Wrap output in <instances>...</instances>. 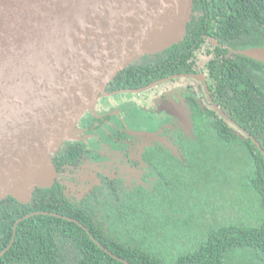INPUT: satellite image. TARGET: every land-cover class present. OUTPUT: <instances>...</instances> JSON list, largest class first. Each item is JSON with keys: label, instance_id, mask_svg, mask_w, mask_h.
I'll use <instances>...</instances> for the list:
<instances>
[{"label": "trees", "instance_id": "16d2710c", "mask_svg": "<svg viewBox=\"0 0 264 264\" xmlns=\"http://www.w3.org/2000/svg\"><path fill=\"white\" fill-rule=\"evenodd\" d=\"M256 48L264 49V0H194L184 41L140 59L110 89L142 90L171 76L205 74L212 103L201 96L192 108L194 143L174 153L148 147L144 162L155 172L150 191L107 184L76 204L62 187L36 190L38 214L20 223L6 250L13 231L7 236L3 228L20 218L10 198L12 209L0 208L3 260L264 264V64L242 54ZM80 152L68 148L66 164Z\"/></svg>", "mask_w": 264, "mask_h": 264}, {"label": "water", "instance_id": "95a60500", "mask_svg": "<svg viewBox=\"0 0 264 264\" xmlns=\"http://www.w3.org/2000/svg\"><path fill=\"white\" fill-rule=\"evenodd\" d=\"M193 9L194 0H0V201L52 189L55 158L81 120L122 72L180 45ZM242 54L264 64V49Z\"/></svg>", "mask_w": 264, "mask_h": 264}, {"label": "flooded vegetation", "instance_id": "af4514ba", "mask_svg": "<svg viewBox=\"0 0 264 264\" xmlns=\"http://www.w3.org/2000/svg\"><path fill=\"white\" fill-rule=\"evenodd\" d=\"M203 12L204 9H202L201 15H203ZM204 39L210 46L220 47L217 39L208 36H205ZM112 84L107 90L108 96L101 99L97 109L88 113L81 120L77 128V138L65 143L55 158V163L61 173V177L55 186L62 187L64 196L76 204H81L86 200L90 201L95 187L98 188L107 184L127 193H133L139 188L150 191L155 183V172H152L151 169L149 170L145 164L146 162H144L151 157L150 153L148 155V147H163L165 151L174 153L173 151L179 152L184 146H191V143H194L195 136L192 108L194 109L195 103H199V97L201 96L207 97L209 102L212 103L208 79L205 74L171 76L142 90H119L113 92L110 91ZM133 95H141L145 98V102L141 96L137 98L142 99V114L147 116L149 122L159 124V128L161 127L159 132L163 138L167 139L166 144L157 141L145 143L142 139L137 138L145 132L137 134L126 128L123 129L122 126L115 127V124L119 121L118 118L127 112V107L124 106V97H136ZM149 97L159 99V105L155 107V111L149 110ZM112 101L113 103H111ZM166 110L169 111L164 112ZM177 113L182 117H176ZM159 120H161L160 123H158ZM126 145H128V148H126ZM74 146L81 148L82 152H80L79 158L74 164H66L68 148ZM135 148L137 150L133 153ZM129 155H132V157H129ZM112 156L115 159H112ZM84 166H93L91 171L94 170L97 173L99 182L92 186L83 196H77L69 186L70 174ZM99 167H101V170L97 169ZM10 198L17 204V209L20 210L18 211L20 218L13 228L9 227L10 225H6L3 228V230H8L7 236L10 231H13L12 240L6 250L14 244L20 223L32 215L38 214L36 211L38 205L36 206L35 204V193L29 203H20L14 198ZM10 198L0 201L1 209L4 205L8 207V212L12 209L13 202ZM102 208L111 209L106 206ZM11 215L9 216L11 217ZM3 245L1 244L0 247ZM3 253H0V264H15L7 259L3 260V257H1Z\"/></svg>", "mask_w": 264, "mask_h": 264}, {"label": "rangeland", "instance_id": "374dc122", "mask_svg": "<svg viewBox=\"0 0 264 264\" xmlns=\"http://www.w3.org/2000/svg\"><path fill=\"white\" fill-rule=\"evenodd\" d=\"M136 97H124L125 104L124 106L127 107V112L121 115L118 119L119 121L115 124V127L118 128L120 126L133 133H142L145 132L142 136L137 137L138 139H142L145 143H149L151 141H157L162 144L167 143V139L162 137V134L159 132V124L151 123L148 121L147 116L142 114L141 104L142 99H137L141 95H133ZM135 98V99H134ZM145 102V98L141 96ZM149 110L155 111V107L159 105V99L155 97H149ZM148 99V98H147ZM103 102V101H102ZM132 102V103H131ZM113 103V101L111 102ZM166 110L164 112H168ZM182 114V113H181ZM184 114V111H183ZM178 118L182 116L180 114H176ZM161 120L158 121L160 123ZM158 129V130H157ZM77 132L74 136V139L77 138ZM128 148V145H126ZM137 148L133 149V153L136 152ZM99 157V156H98ZM132 157V155H129ZM112 159L115 157L112 156ZM95 165V164H93ZM93 166L90 167H82L74 172H71L69 186L70 189L76 193L77 196H83L87 193L92 186L96 185L99 181L97 180V173L93 170L91 171ZM101 170V167L97 168ZM135 173V172H134Z\"/></svg>", "mask_w": 264, "mask_h": 264}]
</instances>
